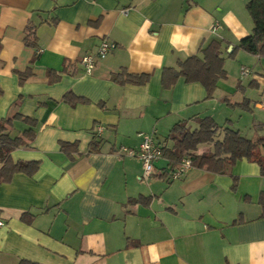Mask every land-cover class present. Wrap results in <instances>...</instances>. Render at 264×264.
<instances>
[{
	"label": "crops",
	"instance_id": "0c3cea01",
	"mask_svg": "<svg viewBox=\"0 0 264 264\" xmlns=\"http://www.w3.org/2000/svg\"><path fill=\"white\" fill-rule=\"evenodd\" d=\"M249 1L0 0V122L12 121L14 138L33 130L11 158L39 162L0 183V264H264L257 162L172 179L178 165L164 155L144 178L140 158L123 151L139 149L141 133L171 149L176 124L194 131L207 117L221 127L215 141L227 128L264 136V57L238 47L254 29ZM104 40L117 47L87 74L82 58ZM214 41L228 76L212 97L182 76L163 84L167 68L203 57ZM123 72L149 80L115 81ZM249 112L252 125H240Z\"/></svg>",
	"mask_w": 264,
	"mask_h": 264
},
{
	"label": "trees",
	"instance_id": "16d2710c",
	"mask_svg": "<svg viewBox=\"0 0 264 264\" xmlns=\"http://www.w3.org/2000/svg\"><path fill=\"white\" fill-rule=\"evenodd\" d=\"M247 9L253 19L254 29L251 35L243 38L239 46L251 54L264 57V0H250ZM35 46L36 44H30ZM222 44L214 41L203 51V57L198 55L191 56L185 61L180 62L178 68H167L163 75L165 86L173 85L179 77H185L188 82H201L207 89L208 96L212 97L222 79H227L225 61L221 55ZM30 73L20 74L21 82H24ZM115 81L121 83H132L143 85L148 82V75H135L128 72L116 74ZM2 91L0 90V96ZM65 99L71 104H75L76 98L72 94H67ZM33 124L32 120L27 119ZM199 128L192 131L187 127V122H180L172 129L169 139L173 141V147L164 152L171 163L176 166L181 163L184 157L192 160V166L206 169L216 173H225L237 161L246 158L249 161L257 162L264 174V136H255L251 139L242 136L238 131L227 128L221 140L215 141L221 127L210 117L198 120ZM12 125L11 120L0 122V183L11 181L17 172H25L29 175L34 174L39 168V162H14L11 152L24 145L34 137L33 130H27L23 138L11 137L6 131ZM214 150L198 155L195 153L200 144L213 143ZM63 144V149L66 148ZM135 201V200H134ZM136 200L135 202H138ZM264 207V195L262 197ZM24 214L23 219L30 222L33 215ZM19 264H39L23 260Z\"/></svg>",
	"mask_w": 264,
	"mask_h": 264
},
{
	"label": "built area",
	"instance_id": "2783aa9c",
	"mask_svg": "<svg viewBox=\"0 0 264 264\" xmlns=\"http://www.w3.org/2000/svg\"><path fill=\"white\" fill-rule=\"evenodd\" d=\"M117 45L109 40H104L99 46L98 51L95 54H87L82 58V64L87 74H92L95 69L98 59L105 58L110 52L115 50ZM242 73L245 75L249 73L248 69H243ZM101 133L102 128L97 129ZM142 142L139 149H132L123 147V151L130 156H136L140 158L144 167V178H149L155 170V162L164 156L166 146L158 143L155 140V136L150 134L141 133ZM192 160L189 157H184L181 163L176 166L172 172V179H181L192 168ZM5 222L0 219V227L4 226Z\"/></svg>",
	"mask_w": 264,
	"mask_h": 264
},
{
	"label": "rangeland",
	"instance_id": "374dc122",
	"mask_svg": "<svg viewBox=\"0 0 264 264\" xmlns=\"http://www.w3.org/2000/svg\"><path fill=\"white\" fill-rule=\"evenodd\" d=\"M233 59V58H232ZM234 67L235 68H238V66H236V63H234ZM257 91V90H256ZM246 110H248V109H246ZM249 111V110H248ZM249 115H246L245 114V118H243L242 120H240V121H238V123L240 124V125H252V118H253V116H252V112H249L248 113ZM258 117H259V119L261 120V121H264V113L263 112H261L259 115H258ZM238 123H237V125H238ZM249 131V130H248ZM248 131H246L248 134H249V132Z\"/></svg>",
	"mask_w": 264,
	"mask_h": 264
}]
</instances>
